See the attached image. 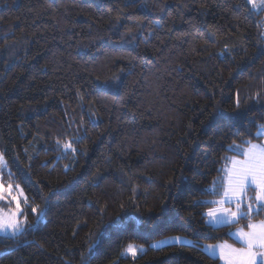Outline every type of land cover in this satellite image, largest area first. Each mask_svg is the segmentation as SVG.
Masks as SVG:
<instances>
[{"label":"trees","instance_id":"trees-1","mask_svg":"<svg viewBox=\"0 0 264 264\" xmlns=\"http://www.w3.org/2000/svg\"><path fill=\"white\" fill-rule=\"evenodd\" d=\"M263 30L248 0H0V153L29 202L0 264H221L201 245L237 225L203 202L260 141ZM171 236L192 243L151 247Z\"/></svg>","mask_w":264,"mask_h":264},{"label":"snow or ice","instance_id":"snow-or-ice-1","mask_svg":"<svg viewBox=\"0 0 264 264\" xmlns=\"http://www.w3.org/2000/svg\"><path fill=\"white\" fill-rule=\"evenodd\" d=\"M248 3L253 9L264 11V0H248ZM261 138H264V125H261L257 131V139ZM245 144L247 146L243 148L238 145L234 147L237 156L228 158L227 165L223 169V179L219 182L213 181L207 190L217 198L203 202L205 206H208V211L204 213L206 223L213 228L238 225L241 220H247L246 227H238L234 233H230L233 239L239 242V247L227 241L205 246V251L210 257H218L223 264H264V219L254 220V216L264 211V143H253L249 140ZM63 147L65 150L75 151L71 143H65ZM6 168L7 162L4 154L0 153V172ZM15 192L18 195L13 194L11 183L5 188L2 177H0V200L10 197L15 203L14 211L11 208L7 212L0 209V235L9 238H18L23 235L27 224L26 214L21 219L23 209L20 197L23 198L25 206L29 204L28 199L19 185L15 186ZM31 212L37 214V221H39L40 206H32ZM100 235L104 236L105 233ZM171 243L191 242L176 236L170 240L154 243L151 247L160 248ZM97 244L99 240L90 247L89 251L91 252ZM144 252L143 245L135 243H129L125 249V254L133 258L138 253Z\"/></svg>","mask_w":264,"mask_h":264},{"label":"rangeland","instance_id":"rangeland-1","mask_svg":"<svg viewBox=\"0 0 264 264\" xmlns=\"http://www.w3.org/2000/svg\"><path fill=\"white\" fill-rule=\"evenodd\" d=\"M263 38H264V30H263ZM253 143H264V138H261L260 139V141H253ZM238 144H235V145H233V146H231V151L233 152L232 154H230V155H228L227 157H226V159H225V161H224V164H223V167H222V171H223V169L225 168V166L227 165V160H228V158H231V157H233V156H237V153L234 151V147L235 146H237ZM238 146H240L241 148H243V147H246L247 145H238ZM238 158H242V156H238ZM7 171V168L5 169V170H3L2 172H0V177H2V181H3V184H4V186H5V188H7V186H8V184L9 183H11L12 184V186H13V194H17L16 192H15V184H13L12 182H8V180H6V179H4V177H5V172ZM223 176H224V172H223V174H222V176L220 177V179L218 178L216 181L217 182H219V181H221L222 179H223ZM21 188V187H20ZM22 189V188H21ZM23 190V189H22ZM23 193H24V191H23ZM18 195V194H17ZM250 195H253V193H250ZM24 196H26V194L24 193ZM27 197V196H26ZM217 197H215V199H216ZM20 199H21V207H22V209L24 210V208H25V205L23 204V198L22 197H20ZM9 208H11L13 211L15 210V203L14 202H12L11 201V198L10 197H8L7 199H5V200H0V209H2L3 211H5V212H7L8 210H9ZM37 218V217H36ZM21 219H23L22 217H21ZM260 219H264V211H261L260 212V214L258 215V216H254V220H260ZM41 220H43V215H42V213H41V215H40V219H39V221H37L36 223H39ZM241 221H246V224H247V220L246 219H244V220H241ZM241 223V222H240ZM238 227H246V226H242V225H237L235 228H233L232 229V231L230 232V233H234L236 230H237V228ZM231 236V235H230ZM173 237H176V236H171V237H168V238H164V239H161V240H158V241H156V242H154V243H157V242H160V241H164V240H170L171 238H173ZM179 237H181L182 238V240H184V241H190L188 238H185V237H182V236H179ZM231 238H232V240L235 242V243H232V242H230V241H227L228 243H230V244H234L236 247H239L240 245H239V242L238 241H235L234 239H233V237L231 236ZM191 242V241H190ZM223 242H225V241H223ZM223 242H218V243H223ZM154 243H152V244H154ZM218 243H216V244H218ZM135 244H137V243H135ZM151 244V245H152ZM171 244H175V243H171ZM184 244H191V243H184ZM137 245H142V244H137ZM168 245H170V244H168ZM203 245H205V244H203ZM164 246H166V245H164ZM127 247V246H126ZM143 247L145 248V246L143 245ZM163 247V246H162ZM126 249V248H125ZM125 249L123 250V252H122V256H126V257H132L131 255H127V254H125ZM139 254V253H138ZM137 254V255H138ZM136 255V256H137ZM218 258V257H217ZM221 261V260H220ZM221 264H223V261H221Z\"/></svg>","mask_w":264,"mask_h":264},{"label":"crops","instance_id":"crops-1","mask_svg":"<svg viewBox=\"0 0 264 264\" xmlns=\"http://www.w3.org/2000/svg\"><path fill=\"white\" fill-rule=\"evenodd\" d=\"M191 243H192V242H191ZM215 244H216V243H215ZM206 245H208V244L201 245V248H202V250H203L204 252H206V251H205V246H206ZM206 253H207V252H206ZM207 254H208V253H207Z\"/></svg>","mask_w":264,"mask_h":264}]
</instances>
